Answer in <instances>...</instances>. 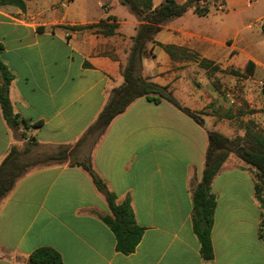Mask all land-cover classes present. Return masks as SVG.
<instances>
[{
  "label": "crops",
  "instance_id": "1",
  "mask_svg": "<svg viewBox=\"0 0 264 264\" xmlns=\"http://www.w3.org/2000/svg\"><path fill=\"white\" fill-rule=\"evenodd\" d=\"M23 2L0 3L1 57L13 75V111L40 125L18 137L0 108V162L28 137L43 148L67 145L72 157L83 158L79 140L112 89L123 84L140 21L121 0ZM161 2L152 0L153 7ZM215 2L214 12L199 15L189 8L168 20L141 60V75L167 86L182 106L202 111L203 123L166 99L140 96L91 149L104 187L97 188L70 158L27 169L0 200V264H31L30 254L42 246L56 250L63 264H264V206L255 197L254 169L234 154L211 182L216 204L210 260L201 256L192 228V190L204 167L207 132L241 133L234 120L244 105L249 110L241 118L259 121L264 131V21L252 25L264 20V0ZM101 21L116 25L114 32L88 27ZM165 45L176 47L173 54ZM108 193L117 203L129 199L143 227L131 253L116 249L102 220L110 213Z\"/></svg>",
  "mask_w": 264,
  "mask_h": 264
},
{
  "label": "trees",
  "instance_id": "2",
  "mask_svg": "<svg viewBox=\"0 0 264 264\" xmlns=\"http://www.w3.org/2000/svg\"><path fill=\"white\" fill-rule=\"evenodd\" d=\"M212 1L215 0H184L183 2L163 0L161 4L153 7L152 0H121L140 21L136 33L132 37V45L126 64L122 69L124 82L122 85L112 89L106 104L94 122L81 136L79 142L87 136L95 135L96 139L99 138L111 120L123 112L129 103L140 96L155 102L160 98L166 99L198 123H203L202 111L194 112L182 106L174 98L167 86L156 84L141 75V60L147 54V43L155 41V35L168 20L181 16L189 8H193L199 15H206ZM0 3H10L24 7L23 0H0ZM97 26L100 27L99 32L103 34L113 33L116 27V25H109L104 21L88 27ZM262 33L264 36V25L262 26ZM163 47L170 54H173V50L176 49L173 45H165ZM2 51L3 45L0 44V108L9 126L16 131L19 126H22L26 132L30 127L40 125V122H30L13 111L8 95L9 83L13 75L2 60ZM200 64L207 67L211 62L200 60ZM252 65L250 61L247 63L246 70L248 72H251L250 68ZM213 68L215 69L216 67ZM233 73L239 74L236 70ZM249 121L246 124L243 136L227 137L218 131L209 130L207 132L204 167L200 180L192 190L191 212L192 228L199 241L200 254L205 260L213 258L211 229L216 198L211 191V182L230 154H234L246 165L254 169L255 197L264 206V131L255 130V122L253 120ZM22 138H25V136H22ZM37 147L43 148L34 137H30L21 148L15 145L10 147L8 153L0 162V199L11 190L16 180L30 167L60 163L68 158H70L71 164L79 165L89 173L97 188L104 187V183L93 169L90 159H73V151L69 146L58 145L54 148L46 149L38 158L27 159L31 150ZM107 201L110 213L103 215L102 220L115 235L116 249L124 254L131 253L141 239L143 227L136 223L129 199L117 203L114 195L108 193ZM259 235L261 237L264 236L262 225L259 228ZM29 259L31 264H63L60 254L47 246L35 249L30 254Z\"/></svg>",
  "mask_w": 264,
  "mask_h": 264
},
{
  "label": "rangeland",
  "instance_id": "3",
  "mask_svg": "<svg viewBox=\"0 0 264 264\" xmlns=\"http://www.w3.org/2000/svg\"><path fill=\"white\" fill-rule=\"evenodd\" d=\"M216 1V0H215ZM214 1V2H215ZM249 3H252L253 1L252 0H247ZM217 4H216V2L215 3H211L210 5H209V10L210 11H212V12H214L215 10H217ZM129 8V7H128ZM264 20H262V21H259V22H255V23H253L252 25H253V28H257V27H259V23H262ZM235 100L238 102V101H240L241 100V97H240V95H238V94H236L235 95ZM248 107L247 106H239V107H237V115H236V118H235V120H234V122H235V124H237V126L239 127V128H242V131H241V133H237L236 135H234V136H243L244 135V132H245V127H246V124L247 123H249L250 121L247 119V120H245V119H243V118H241V115L243 114V113H246V112H248ZM255 122V121H254ZM252 126V125H251ZM255 130H257V131H261L262 130V128H261V126H260V123H259V121H257V122H255ZM17 136L18 137H22V136H25V138L27 137V131L25 132V130L23 129V127L22 126H19V129L17 130ZM233 136V137H234ZM30 137H28L27 139H29ZM97 140H98V138L96 139V136L94 135H92V136H87L86 138H84L82 141H81V145L83 146L82 148H83V150H82V155L84 154V157L83 158H86V159H90V152H91V149H92V147H93V145L97 142ZM242 143V142H241ZM48 150V148L46 147V148H40V147H37V148H34L33 150H31V153H30V156L27 158V159H35V158H38V157H40L42 154V152H44L45 150ZM81 155V156H82ZM75 158H78V159H80L79 157H73V159H75ZM82 158V159H83ZM2 199V198H1ZM0 199V200H1ZM264 228V227H263Z\"/></svg>",
  "mask_w": 264,
  "mask_h": 264
},
{
  "label": "built area",
  "instance_id": "4",
  "mask_svg": "<svg viewBox=\"0 0 264 264\" xmlns=\"http://www.w3.org/2000/svg\"><path fill=\"white\" fill-rule=\"evenodd\" d=\"M253 2L255 1V0H252Z\"/></svg>",
  "mask_w": 264,
  "mask_h": 264
}]
</instances>
